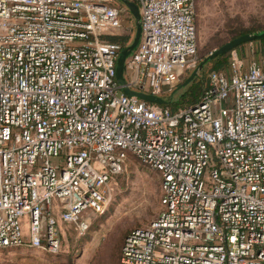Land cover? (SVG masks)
Returning a JSON list of instances; mask_svg holds the SVG:
<instances>
[{"label": "built area", "instance_id": "1", "mask_svg": "<svg viewBox=\"0 0 264 264\" xmlns=\"http://www.w3.org/2000/svg\"><path fill=\"white\" fill-rule=\"evenodd\" d=\"M141 39L102 0H0V250L55 254L61 225L87 230L129 157L160 178V211L125 237L119 264H264V48L231 53L194 106L164 98L197 53L196 0H130ZM123 10L125 9L122 7ZM28 218L25 235L22 220Z\"/></svg>", "mask_w": 264, "mask_h": 264}, {"label": "rangeland", "instance_id": "2", "mask_svg": "<svg viewBox=\"0 0 264 264\" xmlns=\"http://www.w3.org/2000/svg\"><path fill=\"white\" fill-rule=\"evenodd\" d=\"M102 1L114 8H120L121 18L126 19L129 12L123 10V6L118 2ZM131 18V34L124 25L121 30L110 29L104 35H126L129 32L130 40L126 45L128 46L135 34V21L132 16ZM195 21V60L185 69L179 84L164 97L168 100L167 104L179 99L184 88H177L211 52L231 41L241 31L248 30L252 32L250 34L264 31V0H196ZM232 52L246 68L251 62L261 58V45L255 41L244 44L239 50H232L229 62ZM209 68L207 63L198 74L205 71L207 76ZM107 189L105 210L101 214L89 213L91 215L87 230H76L73 226L61 225L59 248L55 254L28 247L1 249L0 264H117L118 247L125 235L134 228L147 226L158 215L160 178L138 159L129 157L122 173L110 181ZM27 222L28 218L24 217V235Z\"/></svg>", "mask_w": 264, "mask_h": 264}, {"label": "water", "instance_id": "3", "mask_svg": "<svg viewBox=\"0 0 264 264\" xmlns=\"http://www.w3.org/2000/svg\"><path fill=\"white\" fill-rule=\"evenodd\" d=\"M115 1L118 2L121 6H123L131 14V16L134 18L135 21L134 38L128 46L124 47L120 51L115 67L116 82L120 86H125L126 84L124 79L125 61L139 45L142 29L140 24V14H139L138 6L130 0H115ZM260 40H264V31H259L253 34H245L227 42L222 47H220L219 49L215 50L214 52L210 53L207 57H205L198 64L197 68L194 69L191 75L186 79V81L182 85H180L177 89L184 88L194 77L197 76V74L203 69V67L215 57L229 53L235 48L239 47L240 45L250 42L260 41ZM122 92L127 96H135L137 99L146 102L148 104H155L159 106V105H165L168 102V100L164 98L156 97L143 92L132 91L128 88H123ZM172 94H170L169 100H171Z\"/></svg>", "mask_w": 264, "mask_h": 264}, {"label": "trees", "instance_id": "4", "mask_svg": "<svg viewBox=\"0 0 264 264\" xmlns=\"http://www.w3.org/2000/svg\"><path fill=\"white\" fill-rule=\"evenodd\" d=\"M124 10H126V9H124ZM127 13H128V11H127ZM131 19L132 18L130 16V14L128 13L126 16V19L123 20L124 21L123 26L125 25L126 29L128 31H130V34H131V30L129 28H130ZM250 33H252V32H250L248 30L241 31L238 33V35L235 36V38L240 37V36L245 35V34H250ZM235 38H233V39H235ZM102 39L107 40L109 42L118 43V44L124 46V45L128 44V42L130 40V36H129V32L126 35L105 34L102 36ZM257 42H259V44L261 45V52H262V50L264 48V40H260ZM243 45H240L239 47L235 48L234 50H239ZM229 57H230V52L226 53L224 55H219V56L215 57L214 59H212L211 61H209L208 65L210 66V68L207 72L210 73L212 71H219V70H224L225 68H227L228 64H229ZM207 76H206L205 71H203L201 74H198L184 87V90H183L184 92L179 97V99L177 98L176 100H174L170 104L159 105L158 107H160L161 109H168L171 112H174L176 109H178L180 107L182 108V107H187V106H194L195 104H197L200 101L201 95H202L204 89L206 88ZM126 236L127 235H125V237ZM125 237H124V239H125ZM124 239H123V241H124ZM123 241L120 244V246L118 247L117 264H119V257H120V252H121V247H122Z\"/></svg>", "mask_w": 264, "mask_h": 264}]
</instances>
